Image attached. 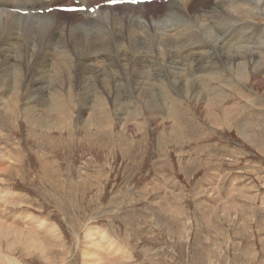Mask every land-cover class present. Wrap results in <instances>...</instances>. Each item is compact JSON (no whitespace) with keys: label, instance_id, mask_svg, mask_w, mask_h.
<instances>
[{"label":"rangeland","instance_id":"1","mask_svg":"<svg viewBox=\"0 0 264 264\" xmlns=\"http://www.w3.org/2000/svg\"><path fill=\"white\" fill-rule=\"evenodd\" d=\"M202 2L213 0H186L185 12L203 10ZM87 11L46 13L58 12L52 19L61 23L36 35L22 31L11 42L15 52L52 47L40 64L45 66H39L42 52L28 60L20 50L28 60L19 63L24 81L16 79L14 66L8 78L14 82L0 85V238L13 247L21 237L13 261L264 264V50L249 81H204L208 95L196 98L186 82L193 65L181 66L192 56L185 49L174 52L177 63L171 64V53L163 58L154 48L127 57L109 49L87 60L86 45L78 61L71 44L91 43L88 26L75 25L86 24L81 13ZM262 11L240 19L249 30L264 32ZM168 19L156 21L170 26ZM169 65L183 77L174 79ZM174 80H185L186 93ZM37 81L40 89L33 90ZM149 90L156 92L152 100L145 97ZM59 115L67 125L56 130ZM7 246L0 256L10 259Z\"/></svg>","mask_w":264,"mask_h":264},{"label":"bare ground","instance_id":"2","mask_svg":"<svg viewBox=\"0 0 264 264\" xmlns=\"http://www.w3.org/2000/svg\"><path fill=\"white\" fill-rule=\"evenodd\" d=\"M77 1L80 2L77 7H87L89 10L86 13H81L83 15V17L85 18L86 24L85 23H76L75 25H76V27L80 26V28H81V26H84V25L88 26L85 29L88 32V36L91 39V43H85L83 46L78 45L76 43L71 44L73 49L76 50V52H77L75 54V56H76V59L78 61L83 62L84 59L81 60L80 57L84 56V58H85V55L83 53H84V47L86 45H88V47L85 51L86 56H87L86 57L87 60H91L92 58L97 59V57L99 58L101 53H104V55H107L105 52H109V49L115 50L118 56L127 57V53L132 54V56H133L134 53H136V52H143L146 50H152L154 48V49H157V52H159L160 56H163V58L165 55H168L169 53H171V56H170V59H171L170 63L171 64L177 63V62H174V60H173V58L175 57L174 52L176 53L177 51H180L181 49H185V51L190 52V53H187V55H192V56L186 60H181V62L183 63L181 66H183V67L187 66L186 68H188L189 64L187 65L186 62H189L190 65H193L194 69L189 72V78L190 79H188V80L186 79L187 80L186 82L190 81V85L193 86V89H194L193 93L195 95L194 94L193 95L196 98H199V97L205 98L204 96L208 95L209 89L208 88L202 89V87H201V86H203L204 81L205 82L209 81V82L213 83V81L218 80V78L219 79L222 78L223 80H225V78H227L228 82H226V83H230V84H234L233 82H235V83L236 82H239V83L245 82V81H249L251 78H253L252 72H255L260 67L259 65L261 64V62L259 61L260 59L258 60V58L260 56L257 53H262L260 51L264 50V32L263 31L257 32L256 30L255 31L249 30V28H251V27H247L245 25V22H244L245 20L244 21L241 20L240 16L242 13L245 14L246 12H250L253 15L254 10L263 9V11H264V0H213L212 4L209 6H207V4L205 2H202L200 7L203 8V10L195 9L191 13L185 12L186 8L188 7V6H185L186 0H158V1H160V5H158L157 3L138 4V5L123 4V5H118V6H114V7H107L106 6V3H108V0H54V1H50V2L45 1V0H0V45L2 44V46H0V58H2V60L4 59L3 65L0 69H1L2 74L6 75L5 78L3 79V81L0 83V85L4 84L7 80H8L7 81L8 86H10L14 82L12 79H8V78H10L9 76L11 75L12 68H14V66H18V68H19V71H16V72H18V77L16 79H18L19 81H24L22 79V76L24 75L22 72L23 69H21V65L19 63L28 64L27 61L29 59H31L30 58L31 56L38 55L40 52H42L43 57L39 58L40 59L39 66H45V65H40V64H45L46 60H44V59L47 56V54L49 53V51L52 50L51 45L42 47L41 50L40 49L39 50L34 49L32 51H27V49L25 51V50L21 49L20 47H17V49L23 50L24 52L27 53V55H29L28 60H22L21 51L19 50V51L15 52V50H16L15 45H17V43L16 44L11 43L12 41H15V40H17V42H18L19 36L17 35V33H20L23 31L24 33L33 32L35 34V33H37L35 31H40L41 28L42 29L43 28H50V27H54V26L59 25V23H61L60 21H57L59 19L58 18L52 19V18H54L56 16L58 17L61 14H59L58 12H53L54 14L51 13L48 15V14L44 13V15H41L39 10H45L44 12H46L47 9L55 8V7H63V8L74 7L77 5L76 4ZM173 3H174V5H171ZM96 6H99V9L96 10L95 12H93V14H92L90 9L94 8ZM165 8L167 9L166 11L153 15L155 13L154 11L160 12V10H163ZM120 9H122V10H120ZM25 11H29L30 16H27L28 14H25L24 13ZM163 13H165V14H163ZM261 15H262V13H261ZM74 17H75V15H74ZM159 18H169L167 23H169V20L173 21V22L170 24V26H168V25H165L163 23L157 22L156 20ZM240 27H245L246 29L241 28V29L231 30V31L227 32L229 29H236V28H240ZM85 29L82 28V30H85ZM226 33H227V36H226ZM257 33H261V34L255 35ZM22 34H20L21 37H22ZM79 34L81 35V33H79ZM31 38H33V37H31ZM248 38H254V39L248 40L247 42H244L243 44H237V42H242ZM236 40H238V41L236 42ZM84 41H85V38H84ZM12 44H14V45H12ZM242 49H244V51H242ZM55 51H57V50H55ZM90 51H91V53H90ZM98 51L101 53H99ZM50 53H51V51H50ZM56 54H58V53H56ZM66 54L63 52L62 58L67 57ZM15 55L19 58V62L18 61L14 62V59L16 58ZM165 58H166V56H165ZM46 59L48 60V58H46ZM47 64H49V63H47ZM93 64H94V61H93ZM94 65H96V64H94ZM249 66H250V68H249ZM26 67H28V66H26ZM93 67L94 66H92L90 68H93ZM139 67H141V66H139ZM169 67L171 68L170 72L175 74L174 79L177 80L178 78L183 77V76L179 75L180 72H177L179 74L175 73L174 69H179L178 67H173L171 65H169ZM9 69H11L10 72H9ZM182 69H181V71L183 72L184 70H182ZM218 69H220V70H218ZM187 70H185V71L188 72ZM28 71H30V70H28ZM41 72H42V70H41ZM37 73H38V70H37ZM31 74H32V72H31ZM12 76H13V74H12ZM16 76H17V74H16ZM147 77H148V75H147ZM229 77H231V78H229ZM32 78H30V79H32ZM165 79H166V77H165ZM35 80H36V78H35ZM151 80H152V78H151ZM223 80H222V82H223ZM229 81H233V82H229ZM184 82H185V80H184ZM184 82L182 83V82H180V80H179V82L175 81L176 84L177 83L181 84V86H179V87L182 90V94H183V92L186 93V91H185L186 89L183 86L185 84ZM218 82H221V81L219 80ZM33 83H35V82H33ZM41 83H42V81H41ZM41 83H38V81H37L36 84L33 85V90L34 89L35 90L40 89ZM164 84L165 83H163L162 85H164ZM35 85H37L38 87H35ZM158 85L159 84H157L156 86H158ZM162 88L165 89L164 87H162ZM190 89H192V88H190ZM18 90H19V88L15 90V93L18 92ZM157 90H159V89H157ZM5 91H6V89H5ZM126 91H127V88H126ZM139 91H141V90H139ZM161 91H163V90H161ZM165 91H163V92H165ZM190 91L192 93V90H190ZM3 92H4V90H3ZM40 92H42V91H40ZM54 92L56 93V91H54ZM43 94H45V93H43ZM155 94H156V92L154 90H149V92L147 93V95H145V97H150V100H152V97H155ZM163 94H165V93H163ZM187 94H189V93H187ZM210 94H213V93H210ZM133 95H135V94H133ZM193 95H191V96L193 97ZM217 95H218V93H217ZM161 105H163V104H161ZM47 109H49V108H47ZM59 118L61 119V124L57 125L56 130H61V128H60L61 126L67 125L63 121L64 118L62 115H59ZM38 120H40V119L35 118L34 123L40 122ZM46 122L47 121H43L44 127L48 126V125H46ZM63 124H66V125H63ZM162 124H164V123H162ZM57 132H59V131H57ZM250 138L248 137L249 140H250ZM179 139H178V141H179ZM253 140H254V138H253ZM10 155H12V154L10 153ZM17 159H16V161H17ZM8 161H9V159H7L6 163H8ZM19 162H21V159L19 160ZM18 163L14 164L13 167L15 165H17ZM3 166H4V164H3ZM17 166H19V165H17ZM10 167L8 166L7 169ZM17 169H18V167H17ZM17 172L20 173V171H18V170H17ZM15 173H16V171H15ZM11 232H7V233H11ZM49 233H52V232H49ZM30 234H32V233H30ZM15 237H16V239L13 240V247H14V244H15V242L19 236H15ZM20 238L21 237H19V241H18L19 243L18 244H21ZM34 238H36V237L33 236V240H34ZM1 239L2 238H0V249H1V251H3V247L5 248V245L7 246V244L4 243ZM90 240H92V238ZM92 244L93 243H91V247H93V245H94V244L93 245ZM96 245L94 247H96ZM13 247L7 246V249H6L7 253L11 252L10 259H8V257L4 258V257L0 256V259H1L0 261H3L4 259H6L7 263L9 262L10 264H17L18 261L15 263V261L17 259L15 260L12 257V253H14V255H16L15 254L16 250ZM15 248H17V245ZM36 248H35V250H36ZM28 249H29V247H28ZM39 251H41V250L39 249ZM95 251L97 253V250H95ZM29 252H31V251H29ZM96 253H95V255H97ZM43 254H46V253H43ZM89 256H87V257H89ZM47 257H48V255H47ZM13 260H15V261H13ZM4 262H5V260H4ZM7 263H5V264H7Z\"/></svg>","mask_w":264,"mask_h":264},{"label":"snow or ice","instance_id":"3","mask_svg":"<svg viewBox=\"0 0 264 264\" xmlns=\"http://www.w3.org/2000/svg\"><path fill=\"white\" fill-rule=\"evenodd\" d=\"M108 2L111 4H117V3L122 2V0H108ZM93 11H94V9H93Z\"/></svg>","mask_w":264,"mask_h":264}]
</instances>
